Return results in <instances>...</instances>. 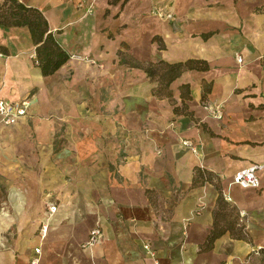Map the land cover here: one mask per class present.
I'll return each mask as SVG.
<instances>
[{
    "label": "crops",
    "instance_id": "obj_1",
    "mask_svg": "<svg viewBox=\"0 0 264 264\" xmlns=\"http://www.w3.org/2000/svg\"><path fill=\"white\" fill-rule=\"evenodd\" d=\"M19 1L43 13L54 10L61 14L65 6L78 0ZM94 1L95 13L99 15L93 27L112 24L116 33L120 31L118 39L110 40L108 36L103 41L95 30L92 37H99L98 45L107 48L103 51L94 46L95 39L85 40V35L79 33L83 23L75 28L72 21L65 19L66 44L63 47L59 42L60 45L64 49L70 45L72 39L67 38L70 33L81 39L68 53L67 63L54 75L42 77L32 64L37 77L53 80L73 64L78 65L71 57L73 53L89 56L95 63L104 56L118 57L121 65L123 60L132 65L136 61L145 64L160 59L170 63L188 59L206 61L208 70L185 71L170 85L173 101L153 97L151 90L155 84L141 70L150 85L149 100L169 103L176 134L197 145L199 154H192L178 143L174 148L167 147L165 163L158 161L153 169L160 176L152 174L147 183H141L136 171L148 161L146 154L143 161L121 164L116 143L105 148L104 142H99L111 135L118 136L114 131L110 135L108 128L90 131L91 136L82 131L69 133L66 138L71 148L62 155L77 156L79 163L75 165V158H65L64 164L56 165L57 160L51 159L57 153L53 149L54 130L49 123L45 125L41 118L28 116L29 112L15 125L0 121V185L14 189V194L0 196V209L4 203L10 209V214L0 212V264H31L34 259L37 264H264V170L257 173L260 180L257 189L231 184L236 172L264 163V0H129L122 7L121 1ZM168 2L177 15L176 26L155 22L147 35L146 26L152 19L145 13L151 6H164ZM46 19L52 32L60 31L58 39L62 30ZM126 24L135 29L134 36L128 37L123 32ZM141 26L144 41L136 46ZM10 30L27 32L25 28ZM207 33L212 35L203 40L201 35ZM156 35L164 45L163 50L152 42ZM131 42L135 47L129 50ZM9 56L0 54V71L7 68L2 57ZM237 57H241V63H237ZM203 84H211L205 104L200 101ZM182 85L189 86L190 96L184 101V108L179 97ZM0 98L10 99L1 95ZM63 104L67 108L64 115L49 116V122L63 120L85 125L101 124L100 120L109 122L108 118L87 111L86 102L71 100ZM174 106L179 107V114L173 113ZM215 106L222 110L221 119L209 113L208 107ZM197 167L213 173L217 183L215 180L191 189L193 170ZM168 177L176 183H158L162 178L168 182ZM19 183H46L43 188L57 189L58 204L39 196H24ZM216 185L227 208L224 222L236 217L246 239L233 238L227 232L213 242L211 249L202 251L213 228L219 196ZM146 190L152 191L150 196ZM44 203L54 204L55 213L49 214L47 207L41 212ZM167 211L170 222L166 227H157L154 219H160ZM43 224L47 231L41 238L37 231ZM95 226L101 229L102 240L88 246L89 232ZM144 244L149 245L153 257L145 252ZM36 248L40 249L38 255L34 252Z\"/></svg>",
    "mask_w": 264,
    "mask_h": 264
},
{
    "label": "rangeland",
    "instance_id": "obj_2",
    "mask_svg": "<svg viewBox=\"0 0 264 264\" xmlns=\"http://www.w3.org/2000/svg\"><path fill=\"white\" fill-rule=\"evenodd\" d=\"M24 1L28 2V0ZM173 9L171 2L166 3L164 6H151L145 13L146 16L152 19L151 24L148 23L146 26L147 35H149L150 28L155 22L166 23L168 27L176 26L177 15ZM95 10L96 5L94 0H78L73 2V5L65 6L61 14L54 10L45 11L44 14L52 21V26L62 30V34L58 36V40L63 47L66 44L64 40L67 28L65 27L68 25L66 24L67 22L64 23L65 19L72 21L74 27L79 23H83L84 27L82 29L79 28L78 31L85 35V40L89 41L95 30L100 32L103 41L106 38L108 39V36L111 38L110 40L118 39L117 34L120 31L116 33L115 27L112 24L107 25L103 23L99 29L93 27L99 15H96ZM158 11H163L165 14L172 13V18H159L157 17ZM142 26L139 29L137 28L138 35L136 39L138 40L135 43L136 46L138 44L142 45L144 41ZM118 28L121 29L122 26L120 25ZM123 32H126L128 37H131L134 36L135 29L130 26L128 27L126 24ZM68 37L69 40L72 39L70 45L66 47L67 49L65 48L69 53L72 52L71 48H74L73 45L81 37L73 33L67 34ZM92 38L95 39V47L103 51L107 50L104 44L98 45V36ZM0 44L7 45L11 52L9 57H2L4 59L3 63L7 68L5 72L0 71V95L10 99L20 98L19 101H28L29 113L27 115L41 118V122H45V125L49 123L48 125L54 130L53 149L57 153L51 156V159L54 160L55 158L57 160L55 162L56 165L64 164L65 158L71 160L75 158V161H77L75 165L79 163V157L77 156L70 157L68 155V157H65L62 155V152L71 148L66 138L69 133L74 135L75 133L73 132L82 131L89 132V136H91L92 133L90 131L97 132L101 131L100 128H108L110 129L108 131L110 135L114 131L118 136L112 137L111 135L109 139L99 142H104L105 148H110L112 143H116L115 147L118 150L121 164L128 166L133 160L143 161L144 154H146L148 161L142 164L140 171H136V173L141 183H147V179L153 177L151 176L152 174H155L153 169L157 162L166 159L164 154L166 148H174L177 143L182 146L184 139H181L176 134V127L175 123L172 122L173 118L170 113L171 106L169 103L167 102V105L163 101L156 102L153 99L149 100L150 94L147 91L150 85L142 71L128 68L124 64L121 65L118 57L110 59L104 56L103 60L95 63L89 56L73 53L71 57L78 65L73 64L71 69L61 73L53 80H48L37 77L38 74L32 66L34 58L33 47L25 30L0 31ZM135 45L131 42L129 50L130 48L133 49ZM108 47L109 50L112 49L111 45ZM121 48L125 52V47L121 46ZM220 85L222 86L223 84L220 83ZM10 99L6 100L12 101ZM71 100L78 103H88L89 107L87 111L96 117L103 116L108 118L109 122L104 123V121L100 120L101 124L85 125V123L74 122L68 124L63 122V120H56L55 123L48 121L49 116H63L64 111L67 110L63 103ZM111 118L114 119V124H112ZM192 144L196 147V154H199L198 146L194 143ZM161 163L163 165L165 161ZM159 176L160 174H155V177ZM158 183L176 182L171 177H168V182L162 178ZM19 184L21 185L19 191L24 196H39V199L45 198V201L48 199L58 204V200H56L58 194L55 195L57 189L55 190L53 187L46 186L43 188V185H46V183ZM13 190V188H6L1 184L0 196L7 197L12 195L14 194ZM69 191L70 189L67 190L68 193ZM45 203L40 210L41 212L45 211L46 207H48ZM0 212L2 214H10L8 204L4 203ZM170 218V212L167 211L161 215L160 219H154L155 225L157 227H166V224L170 222ZM39 230L40 228L37 233H39Z\"/></svg>",
    "mask_w": 264,
    "mask_h": 264
},
{
    "label": "trees",
    "instance_id": "obj_3",
    "mask_svg": "<svg viewBox=\"0 0 264 264\" xmlns=\"http://www.w3.org/2000/svg\"><path fill=\"white\" fill-rule=\"evenodd\" d=\"M121 1V7L129 0H110L111 3H118ZM12 28H25L28 32L30 42L33 46L34 58L33 65L39 70L42 77H50L54 75L63 65L67 63L70 58L68 52L60 45L57 34L60 31L52 32L49 28L47 19L44 13L34 7L27 5L19 0H3L0 2V29L7 32ZM212 33L201 35L203 40H207ZM152 42H156L159 50L164 49L159 36H154ZM0 54L4 56L10 55V50L7 45L0 44ZM264 58V55H263ZM130 61L123 60V64L133 68H138L143 71L146 78L155 84L151 90L153 97L157 99L172 100V92L170 85L181 76L185 71L197 70L206 71L209 66L206 61L188 59L178 62H167L158 60L155 62H147L140 64L137 61L132 65ZM180 99L182 107L184 108V101L189 100V86L182 85L179 87ZM211 91V84H203L200 101L205 104V98ZM179 107H173V113L179 114ZM193 178L190 188H197L203 186L205 183L214 182L215 175L201 168H194ZM217 183V180L215 181ZM217 205L213 212V228L211 229L204 245L201 247L202 251L211 249L213 242L229 232L230 236L236 239H246V233L242 226H238L236 217L225 221L226 204L223 201L220 188ZM148 196L152 193L150 190L145 191Z\"/></svg>",
    "mask_w": 264,
    "mask_h": 264
},
{
    "label": "built area",
    "instance_id": "obj_4",
    "mask_svg": "<svg viewBox=\"0 0 264 264\" xmlns=\"http://www.w3.org/2000/svg\"><path fill=\"white\" fill-rule=\"evenodd\" d=\"M157 17L171 19L172 13L165 14L163 11H158ZM237 63H241V57L236 58ZM209 113L212 117L216 119H221L223 114L220 106L208 107ZM28 112V102L19 101L11 102L4 98H0V121L5 125H15L19 119L26 116ZM182 145L187 147L191 153L196 154V147L188 140L182 142ZM264 170V163L253 164L249 167L238 171L234 174L231 184L236 185L242 189H257L260 186V180L257 173ZM49 214H53L56 211V206L54 204H49L47 207ZM47 226L43 224L39 230L41 238L46 235ZM102 240L101 229L98 226L92 228L89 232V237L86 245L92 246L99 243ZM143 248L145 252L151 257L154 256L153 251L150 249L148 244H144ZM40 249L36 248L34 250L35 254H39ZM31 264H37V259L31 261Z\"/></svg>",
    "mask_w": 264,
    "mask_h": 264
}]
</instances>
